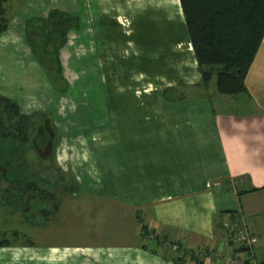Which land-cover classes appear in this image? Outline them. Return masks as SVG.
<instances>
[{
	"label": "crops",
	"instance_id": "0c3cea01",
	"mask_svg": "<svg viewBox=\"0 0 264 264\" xmlns=\"http://www.w3.org/2000/svg\"><path fill=\"white\" fill-rule=\"evenodd\" d=\"M18 1L13 22L22 23L30 55L26 24L33 23L28 32L39 39L49 14L61 13L70 21L58 50L61 71H94L105 95L77 143L57 138L55 144L54 166L63 185H73L60 194L76 192L84 201L28 221L58 222L55 244L31 255L0 248V264H232L224 256L242 251L224 222L246 217L251 199L254 221L247 219L246 228L256 243L250 253L262 264L264 39L245 79L247 94L198 95L201 77L180 0ZM6 33L0 56L9 61L0 71L29 88L40 83L39 63L23 61L21 49L10 53L1 41ZM72 56L75 66L68 67ZM168 89L186 94L167 101ZM21 93L13 101L22 113L34 95Z\"/></svg>",
	"mask_w": 264,
	"mask_h": 264
},
{
	"label": "rangeland",
	"instance_id": "374dc122",
	"mask_svg": "<svg viewBox=\"0 0 264 264\" xmlns=\"http://www.w3.org/2000/svg\"><path fill=\"white\" fill-rule=\"evenodd\" d=\"M18 2V0H9V4H7L6 18L9 21L10 31L7 28L5 31L7 33L2 39L6 38L3 43L9 45L6 49L10 53H13L16 48L21 49L18 56L23 61L29 62L34 57L30 55L29 47L26 46L23 39L22 23L19 22L20 20L15 24L13 22L14 6L15 3L19 4ZM32 24L31 22L26 24L27 32ZM14 28L16 29L15 38ZM48 49L51 50L52 47L48 46ZM73 51H77L76 47L75 50L71 49V52ZM68 57L66 56V59ZM69 59L72 61L68 67L75 66L76 62H73L75 58L72 56ZM6 61L1 60L0 56V63ZM4 65L7 64L1 63L0 68L4 69ZM39 74L38 79L41 82L34 83L32 81L31 83L35 85L29 88L27 85H22L21 82H16L17 80L11 78L8 73L3 74L2 70L0 71V97L5 96L14 100L22 95L21 92L25 91L34 95L29 98L27 103L23 102L27 106L23 109L22 114L28 116L34 112L33 115H35L28 118V125L25 128L26 136H24L26 138H23L14 128L15 125L24 124L18 118L10 119L8 116L1 115L2 108L0 106V248L12 251L6 252L11 254L31 255L32 250L54 245L56 237L53 236V230L56 229L58 222L53 221L38 226H29L27 222L36 218L38 221L41 220L44 218L42 213L51 211L56 203L61 207H77L84 201L83 195H77L76 192V194H71L73 191H70L71 195L60 194L61 191H69L73 185H63L62 173L54 166L53 146L57 138L62 139L65 143L70 144L72 141L77 143L80 130L85 129L89 124L93 125L94 120L91 118L100 109L101 99L105 95L104 88L95 85L94 71L66 70L60 74V79L63 78V82L58 80L59 78L54 72H47L49 79L43 73L39 72ZM49 80L55 84L56 90L60 91L65 88L66 92L60 93L54 90ZM18 84L24 91L19 89ZM64 84H67V87H63ZM176 90L175 96L177 97L186 94L185 90L181 89V92ZM215 91V85L212 82L206 89L199 86L198 95L210 96L212 93L215 97L220 95ZM169 95L172 96V94ZM239 97L241 100L247 101L246 96L240 95ZM215 99L213 98L214 106L216 105ZM223 110L237 112L236 108L226 107ZM72 133L73 136L70 135ZM64 179L66 181L67 177ZM30 182H36L38 188L46 194H51L55 201L39 198V195L30 189L22 196V192ZM253 207V200H246L244 220L239 216L232 215L229 219L231 222H237L239 225L241 223L247 227V219L251 224L254 221ZM147 236L153 237L151 234ZM249 254L251 253L249 252Z\"/></svg>",
	"mask_w": 264,
	"mask_h": 264
},
{
	"label": "trees",
	"instance_id": "16d2710c",
	"mask_svg": "<svg viewBox=\"0 0 264 264\" xmlns=\"http://www.w3.org/2000/svg\"><path fill=\"white\" fill-rule=\"evenodd\" d=\"M8 2L9 0H0V36L5 33L9 24L6 18ZM180 5L197 63V71L201 77V88L206 89L214 82L216 92L220 95L247 94L245 79L264 39V0H180ZM46 22L47 24L40 27L39 39L31 38V34L25 32L26 41L31 45L33 56L41 66L45 77L49 76L47 72H54L58 80L63 82V78L60 79L62 71L58 50L65 43L70 21L61 13L53 11ZM48 45L52 46L51 50L48 49ZM50 82L52 88L56 90L55 84ZM63 87H67V84ZM56 91L64 93L66 89ZM176 91V89L163 90L162 94L167 101H171ZM0 106L1 115L10 119L18 118L24 124L15 125L14 128L26 138L24 136H26L28 118L35 115L24 116L19 106L6 97H0ZM54 150L55 145L53 152ZM29 189L39 195V198L55 201L51 194L41 191L36 182L27 184L22 196ZM58 206L59 204L56 203L54 209Z\"/></svg>",
	"mask_w": 264,
	"mask_h": 264
},
{
	"label": "built area",
	"instance_id": "2783aa9c",
	"mask_svg": "<svg viewBox=\"0 0 264 264\" xmlns=\"http://www.w3.org/2000/svg\"><path fill=\"white\" fill-rule=\"evenodd\" d=\"M224 226L227 230V236L229 240L237 245V247L242 251L241 256L235 257V255H225L224 260L227 259L229 263L232 264H255L252 261L251 254H249L251 248L256 243V238L253 237L246 226L237 222H231V219H227L224 222ZM173 251L179 250V247L176 245H171Z\"/></svg>",
	"mask_w": 264,
	"mask_h": 264
}]
</instances>
